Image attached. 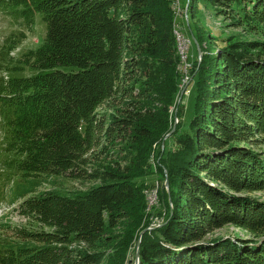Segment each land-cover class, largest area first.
Returning a JSON list of instances; mask_svg holds the SVG:
<instances>
[{
  "label": "trees",
  "instance_id": "obj_1",
  "mask_svg": "<svg viewBox=\"0 0 264 264\" xmlns=\"http://www.w3.org/2000/svg\"><path fill=\"white\" fill-rule=\"evenodd\" d=\"M187 6L194 21L204 6L232 29L264 37V0ZM0 12L24 30L36 16L46 25L42 43L20 60L12 53L24 30L0 48V70L10 75L0 78L4 178L18 184L16 178L65 176L92 184L69 196L19 194L20 212L37 226L0 236V264L102 263L96 251L113 245L112 231L124 225L134 236L141 225L136 179L139 165L146 168L139 177L153 174L151 155L168 171L163 193L174 208L162 229L143 236L140 264H264V241L205 242L228 225L264 238V202L247 197L264 193V40L191 26L202 62L193 59L191 93L178 106L169 138L177 148L168 140L161 152L178 94L169 44L174 19L164 0H0ZM124 150L129 161L117 158ZM6 199L1 191L0 203ZM118 256L123 264L125 253Z\"/></svg>",
  "mask_w": 264,
  "mask_h": 264
},
{
  "label": "rangeland",
  "instance_id": "obj_2",
  "mask_svg": "<svg viewBox=\"0 0 264 264\" xmlns=\"http://www.w3.org/2000/svg\"><path fill=\"white\" fill-rule=\"evenodd\" d=\"M164 2L172 12V18L174 19L171 25L172 32L169 44L174 43L173 53L175 63H177L175 64L174 73L178 79V94L175 99L176 101H174V105L170 108L171 112L175 115L174 122L172 121L171 123L174 125L173 130L172 132L165 135L162 144L158 146V150H160L161 152L165 151L166 142L169 140L171 134L176 129V125L178 124L176 114L179 104H184L183 99H188L189 93H191V88H189V85L192 81L191 72L194 70L192 61L196 58L198 64H194L198 66L202 62L203 52L201 48L198 46L195 53L193 52L195 40L192 35L191 26H194V24L199 22L198 24L200 27L207 31H211V33L215 36L220 33H223L226 36L238 34L236 37H243L245 41L264 40L261 32L259 34L251 36L248 31H245L241 28L232 29L229 26V22L223 19V17L216 15L218 12L217 9H210L203 6L201 19L199 21H194V19H191L189 17V7L187 5L188 3H190V0H164ZM45 28L46 25L44 21L41 20L40 16H36L35 23L29 30H24V27L21 23H16L11 18L5 16L0 12V48L2 47L4 40L11 33H19L24 30V32H26L25 40H23L16 51L12 53V57L15 61L20 60L25 53L29 52L30 50L37 49L38 46L42 43L43 37L45 35ZM24 74L30 75V72L26 70ZM9 76V72H7L5 69L0 70V78L5 79ZM168 142V147L170 149L175 150L177 148L171 140H169ZM129 157H131V154H129L126 150H124L123 153L118 152V160H121V158H128L129 161ZM150 163L153 166H151ZM149 165L153 170V174L149 176L139 177L140 174L144 175V167L139 165L137 176L138 178L136 179V182L139 183V186H142L140 191L142 192V196L144 198L142 206L143 217L141 225L136 230L134 236H132V234H128L124 225L120 226L118 230L116 229L112 231L110 235L114 236L113 245L108 248L98 249V251H96L102 254V260L100 259L102 263L100 264H116L117 260H119L120 258V256H118L119 250L125 253V260L123 264H140V246L142 245L143 236L146 234V232H150L151 234L156 229H162L167 222L169 210L171 213L174 208L171 199L168 197H164L163 193V191L169 192L170 189L168 171L164 169V167H161L158 161L154 160V155H151ZM1 168L2 170H4V167L0 163V177L4 174ZM159 169L161 170L159 171ZM11 182V176L5 179L3 175L0 178V192H5L7 196L6 201L0 203V236L5 235L6 239H8L12 234L17 233V230H20L21 228L32 229L37 226V224L33 223L31 219L24 216L20 212L19 204L23 201V199H18L19 194H27V197H30L35 195L36 192L40 193L44 191H56L60 195L69 196L72 193L87 191V189L92 186L91 183L73 181L71 178L65 176L46 175H42L40 177L32 179L22 178L18 180L16 178L15 182H13H19L18 184H13ZM218 186L220 188L223 187L221 183H218ZM228 193L229 196H243L242 194L240 195L239 193H235L234 191H228ZM247 197H257L260 198L261 202H264V193L250 194L247 195ZM167 200L169 201V208H167L165 204V201L167 202ZM152 206L154 207V209H151ZM159 211L162 213H160ZM123 224L126 225L127 222L123 221ZM215 239L217 241L228 239L234 241L243 240L257 245L264 241L263 237H256L253 234L246 232L234 225H228L215 231L211 236L206 238L205 242L214 243L216 242L213 241Z\"/></svg>",
  "mask_w": 264,
  "mask_h": 264
},
{
  "label": "bare ground",
  "instance_id": "obj_3",
  "mask_svg": "<svg viewBox=\"0 0 264 264\" xmlns=\"http://www.w3.org/2000/svg\"><path fill=\"white\" fill-rule=\"evenodd\" d=\"M179 29V28H178ZM178 32V31H177ZM179 37V36H178ZM180 38V37H179ZM178 43V42H177ZM177 49H178V46H177ZM181 54V53H180ZM184 66V65H183ZM153 187V186H152ZM157 188H158V186H157ZM151 191V190H150ZM159 197V196H158ZM149 199V198H148ZM158 199V198H157ZM155 200V199H154ZM155 204V203H154ZM154 206V205H153ZM152 206V208L151 209H154V207ZM156 206V205H155ZM149 208H150V206H149ZM157 208V207H156ZM151 209H149V210H151ZM154 211V210H153Z\"/></svg>",
  "mask_w": 264,
  "mask_h": 264
}]
</instances>
